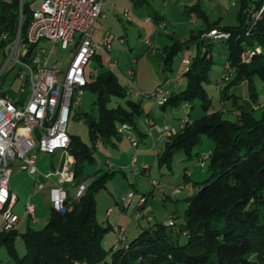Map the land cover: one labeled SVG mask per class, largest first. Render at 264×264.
I'll use <instances>...</instances> for the list:
<instances>
[{"label": "trees", "instance_id": "obj_1", "mask_svg": "<svg viewBox=\"0 0 264 264\" xmlns=\"http://www.w3.org/2000/svg\"><path fill=\"white\" fill-rule=\"evenodd\" d=\"M241 1V25L222 30H218V25L208 23L206 13L199 6L193 7L191 11L206 21V27L185 42L170 35L171 43L164 51L163 72L172 71L175 56L182 49L195 45L199 54L193 61L190 60L189 70L185 73L188 77L187 89L169 95L161 111L180 110L187 102L200 97L206 114L194 123L188 119L181 124L178 133L168 137L172 143L168 144L162 157L158 154L160 165L172 168L170 161L174 151L187 148L190 152L204 135L216 141V149L207 165L210 176L198 184L199 189L189 199L184 213V223L178 234L186 235V241L180 242L179 235L174 234V225L155 223L128 241L127 246H120L115 241L109 249H105L102 238L113 226L104 225L96 219L95 195L102 187L104 177L93 179V174L90 176L91 185L79 201H73L70 190H67L64 212L56 211L51 205L43 228H27L21 233H17L16 229L0 230V246L7 248L12 264H264V107L261 117L257 118L253 108L238 106V98L232 94L230 97L234 99V106L240 109L232 112H239L240 115L237 122H231L222 117L223 111L211 109L202 89V82L208 79L213 64L210 48L215 41H224L229 51L227 61L235 69L234 79L224 92L233 85L247 83L252 92L251 100L257 97L252 78L257 76L264 81V52L248 65L241 63V54L249 47H264V13L253 32L247 35L251 23L248 9L251 7L248 0ZM253 3L257 10L264 6V0ZM31 17L29 3L0 0V38L3 34L8 36L6 41H0V49L15 38L19 27L21 40H24ZM158 18L155 16L153 19L159 25ZM212 31L227 33L230 37L226 40L205 37ZM102 68L103 65L85 88L95 93L97 118L87 113L82 115L91 137L97 139L100 133L102 138L110 141L111 136L116 135L115 122L137 129L134 119L144 111L143 99H127V85H122L112 71ZM111 95L126 99L131 110L121 105L107 108ZM69 138V153L74 158V181L72 185H67L71 188L82 181V163L93 157L78 138L70 135ZM152 193L153 189L149 194ZM18 236L24 245L21 256L15 247Z\"/></svg>", "mask_w": 264, "mask_h": 264}, {"label": "rangeland", "instance_id": "obj_2", "mask_svg": "<svg viewBox=\"0 0 264 264\" xmlns=\"http://www.w3.org/2000/svg\"><path fill=\"white\" fill-rule=\"evenodd\" d=\"M2 1L7 2L9 0ZM23 1L29 3L32 8L37 0ZM173 1L177 11L175 15L172 14L166 16L169 26L167 29L168 32H164L160 27V30H157L158 24L154 23L155 21L153 19L157 12L161 13V8L159 6L161 5L162 8L164 7V4L166 3L164 0H149L148 4H144L140 8L135 9L134 13L140 11L143 15L140 17L136 15L134 16L132 9H130L132 12L129 17L121 14V25L116 30H119L118 33H122V31H124V33L126 32L124 34L125 39H122V35H119L118 33H105L109 34V37L112 35V37H110L112 38L110 53H103L101 57L93 58L85 69L88 82L95 78L90 77L89 73L95 70H100L103 65L102 69L112 71L113 74L118 77L119 82L122 85H126V79L124 77L125 71L128 66H133L134 60L137 58L139 59V65L136 64L139 73L137 89L140 92L147 94V97L143 98V113L140 116L136 115L134 119L135 124L143 133L141 138L134 134L139 141V147L135 148L132 146L126 133L122 131L124 124L119 121L115 122L116 135H112L110 141H106V139L102 138L100 133H98L97 139L90 136L88 124L84 121L82 115L83 113H87L91 114L94 119L97 118L96 106L94 104L95 93L90 90H84L83 94L80 96L81 101L78 103L76 102L78 95L74 94L69 120L66 124L67 134L78 138L83 144H85L93 157L92 160L85 159L82 163L83 167L80 176L82 180L81 182L87 178H91L93 174V179H101L104 177L101 182L102 187L95 195L97 221L104 225L113 223L114 225L119 224L124 226L126 228L128 241H131L145 228H149L155 223L166 224L164 219L167 217H171L175 221V226L173 227L174 234L177 235L180 232L181 226L184 223V213L188 205L187 201L189 203V199L198 191V184L205 181L210 176L208 171L209 164L207 168L202 171L198 165V158L199 156L213 153L216 149V141L213 138L204 135L199 143L193 145L190 152L187 148H179L174 151L170 161L172 168H168L166 164L160 165L159 163L168 144H171L172 142L166 137L163 138L162 141L158 128L167 124V126L170 127L171 132L176 134L180 131V126L186 119H190L191 123H194V121L201 119L206 114L203 107L204 101H202L200 97L187 102L180 110L169 109L165 112L166 114L162 113L155 98L151 97L156 88L163 83L164 79L172 83V87L166 88L170 93L169 95L179 94L186 90L188 86V77L185 73L189 70V65H184L183 60L187 58L193 61V59L199 54V49L195 45H192L188 49H182V51L175 56L172 71L163 72L165 56L162 51L164 46L171 43L170 39L167 37V35H169L167 33L175 35L178 34L179 27L189 26L188 28L197 34L200 29L206 27V21L201 17L199 18L196 13L191 11L193 7L197 6L206 13L208 23L214 26H219L218 30L241 25L239 19L242 11L241 0H194L193 2H189L190 0ZM248 1L250 7H254L255 4L253 1L258 0ZM248 11H250V9H248ZM148 17L151 19V23L146 22ZM101 24L102 21L97 23L96 31H93L92 33L93 38H102L104 36L103 32L101 34L102 36L98 34L100 33ZM174 29H177L176 33L173 32ZM157 31H160L159 42L155 41ZM148 33L153 34V38H150L147 35ZM191 35L192 34L189 31L187 36H180L182 37V42L189 40ZM146 39L151 41L152 45L150 48L145 44ZM122 40L125 41V44L121 43ZM214 43L215 44L210 48V54L213 57V64L208 72V79L202 82V89L204 95L211 104V109L217 112L223 111L224 113L222 117L225 120L237 122L238 114L237 112L232 111H237L236 109H239L238 106L252 108L256 105L259 108L255 110L254 115L257 118H260L262 115V108L264 107V81L257 76L252 78V84L255 86L254 92L257 94V97L252 98L253 101L251 100L252 92L249 90L246 83L233 85L227 92H224V89L229 83L221 82V80L226 74L225 65L227 63L229 51L225 46L224 41H215ZM135 44L137 45L134 47ZM45 45L51 46L50 43L46 42ZM156 50L159 55L153 56L151 52H156ZM24 53V51L19 53L20 60L29 62V60L24 57ZM68 56V51H63L60 49L59 45H56L50 57L49 64L59 61L62 64L61 67L64 68L68 61ZM146 59L148 60L147 63L141 68L142 63H145ZM5 60L6 56L0 53V91L2 93H7L15 101L21 99L25 101L29 94V87L27 85L24 89V93H22L24 81L18 78V74H24L25 71L22 67L12 66L11 64L2 71ZM109 60L118 63V67L113 69L107 68ZM122 70H124V75ZM230 77L231 82L234 79V75ZM176 78L180 81L176 82ZM232 94L236 95L238 98V106L236 107L234 106V99L230 97ZM127 99L136 101L141 98L135 97L134 92L129 91ZM119 105L125 107L127 110H131V107L127 106L126 99L119 98L115 95H111L109 101L106 103V107L109 109H113ZM148 118L155 122L154 127L149 128L146 123ZM94 141L95 144L93 145ZM96 144L97 148L95 147ZM159 153L161 157L158 158ZM134 156L138 157L136 166H133L132 164ZM65 159V155L61 152H57L54 155L45 153L36 154L35 167L37 173L35 174V177L39 179L38 181L45 188L42 191L37 192L29 200L27 199L30 196L31 191L37 190V182H33L32 177L24 171L18 173L15 171L14 175L11 177V183L14 186L12 190H15L19 196V199L13 208V212L20 218L15 228L17 233L24 232L27 228L39 230L47 223L50 207L52 205L49 186H51L54 181L51 179L47 180L43 176L49 171H61ZM144 164L153 167L152 177L150 176V173L145 174L143 172ZM135 171L142 172V174L136 177L134 175ZM188 172L192 174V178L185 182V188L181 193L178 196L173 197V190L182 186L186 178L185 174ZM153 180L157 181L164 188L165 195H163L160 190L152 188ZM151 189H153V194L149 195ZM131 192L135 193L136 201L137 199L139 200L142 195L148 196V202L142 212L152 216V221L147 220V218H142L141 221L136 220L135 214L137 210L135 204H132L127 210L122 211V208H120L122 199L127 197ZM26 201H29L35 207L36 218L34 222L30 221V219L25 216L24 206ZM109 208H113L114 212L109 219H106V212ZM120 213L122 214L118 219ZM1 223L2 218L0 213V230H2ZM178 235L180 242L186 241V235L182 233ZM114 238L115 231L113 232L112 228H109L102 238V246L105 249H109L113 242H115ZM15 247L18 254L20 256L23 255L24 245L19 236L16 238ZM109 258L108 255L107 259ZM0 263L12 264L8 257L7 248L4 246H0Z\"/></svg>", "mask_w": 264, "mask_h": 264}, {"label": "built area", "instance_id": "obj_3", "mask_svg": "<svg viewBox=\"0 0 264 264\" xmlns=\"http://www.w3.org/2000/svg\"><path fill=\"white\" fill-rule=\"evenodd\" d=\"M31 10V23L24 40H21L20 34H16L12 41L7 42L0 49V53L6 56L2 71L10 64L22 67L25 73L18 74V78L24 81L22 93L27 85L29 87V94L25 101L22 99L15 101L7 93L0 91V94H4L0 95V213L3 231L15 229L19 221L12 211L16 196L9 188L13 172H27L33 178V182H37V190L31 191L28 200L45 188L35 177L37 153L54 155L61 152L66 157L61 171H49L43 176L47 180L54 181L50 192L52 194L51 203L56 211L64 212L67 190L73 191L72 200L77 202L91 185L92 178H87L77 186L67 187L74 181V158L69 153L70 138L66 132V124L69 120L74 94L78 95L76 100L78 103L86 88L88 80L85 69L89 62L93 58L101 57L103 53L109 54L111 51L108 35H105L100 43H96L92 38L96 21L102 15L101 0H38ZM249 12L251 23L246 32L247 35L253 32L257 23L262 19L264 6L260 10L255 9V6L251 7ZM125 16H129L128 10L125 11ZM150 21V18L146 19V22ZM160 27L164 28V25ZM205 37L226 40L230 36L227 33L212 31ZM7 38V34H3L0 41H6ZM45 42L50 43L51 46H46ZM121 43L125 44V41L122 40ZM147 44L150 45V42ZM56 45H59L61 50L69 52L64 68L61 67L62 64L59 61L49 64ZM22 51L25 52L24 57L29 62L20 60L19 53ZM263 52L264 47L262 46L249 47L241 54V63L248 65ZM136 64L137 60H134L133 66L126 70V85L127 89L134 92L136 97L143 99L147 97V94L137 89ZM183 64L190 65V60H183ZM116 67H118V63L113 60L108 61L107 68ZM225 70L226 74L221 82L229 83L230 76L235 74V69L227 61ZM97 74L98 70H95L90 72L89 76L96 77ZM175 81L179 82V79ZM171 85V82L164 79L152 94L159 108L168 102L169 91L166 88ZM147 124L151 127L155 125L153 120L149 119ZM122 128L132 146L138 148L139 141L134 136L133 128L129 124H124ZM163 132L166 137L172 135L169 126H165ZM95 147L97 148V144ZM211 158L212 153L200 156L198 165L205 169ZM137 162L138 157L134 156L133 166H136ZM143 171L150 173L152 177V166L144 164ZM141 174L142 172H134L136 177ZM189 175V172L186 173L187 177ZM152 188L158 189L164 194V188L157 181H152ZM183 189L184 186L174 189L172 196L179 195ZM134 198L135 193L132 192L123 198L122 211L131 207ZM147 202L148 196L142 195L138 201L136 220L147 216L142 212ZM24 210L30 221H34L36 218L35 208L29 201L25 204ZM112 211L113 208H109L106 213L109 214ZM148 218L151 220L150 217ZM167 225L173 226L175 223L169 221ZM113 231H115L116 243L120 246H127L126 228L116 224L113 226Z\"/></svg>", "mask_w": 264, "mask_h": 264}, {"label": "crops", "instance_id": "obj_4", "mask_svg": "<svg viewBox=\"0 0 264 264\" xmlns=\"http://www.w3.org/2000/svg\"><path fill=\"white\" fill-rule=\"evenodd\" d=\"M38 1V0H37ZM36 1V2H37ZM166 1V3L164 4V7L162 8V6L160 5L159 7L161 8V13H158L157 12V14H156V16H158L159 18H158V20L161 22V24H159V25H157L158 27H157V30H160V26H162V25H164V28H161V29H163V31L164 32H168L167 31V29L169 28V26H168V22H167V20H166V16L167 15H175V13H176V11H177V8L174 6V4H173V0H164V2ZM194 0H190L189 2H193ZM236 1V0H235ZM36 2H35V4H34V6L33 7H35V5H36ZM101 2H102V15H101V17L96 21V24H95V29H94V32L96 31V26H97V23L99 22V21H102V24L100 25V33H98L100 36H102L101 34H102V32H103V34H104V36L105 35H108L109 36V34H105V33H111V32H113L114 34L115 33H118L119 32V30H116V29H118L119 27H120V25H121V17H120V15L121 14H123V15H125V11L126 10H128L129 11V16L131 15V12H132V10H133V14H134V16L136 15V16H138V17H140V16H143L142 14H141V12L139 11V12H136V13H134L135 12V9H138V8H140L142 5H144V4H148L149 3V0H101ZM21 4H22V0H21ZM198 4V3H197ZM32 7V8H33ZM31 8V9H32ZM130 9H132V10H130ZM149 13V12H148ZM128 16V17H129ZM133 16V17H134ZM149 18V17H148ZM147 18V19H148ZM132 20V19H131ZM147 23H149V22H147ZM150 23H151V21H150ZM155 23V22H154ZM192 23H193V21H192ZM157 24V23H156ZM175 24V23H174ZM175 26H176V24H175ZM160 27V28H159ZM189 26H184V27H179L178 28V34H175L173 37H174V39H179L180 41H183L182 40V37H180V36H187V34H188V32L190 31L191 32V34L193 35V34H195L192 30H190L189 28H188ZM205 28V27H204ZM204 28H202V29H200V30H203ZM176 30L177 29H174V33H176ZM199 30V31H200ZM146 31H147V29H146ZM182 32V33H181ZM126 33V32H125ZM124 31H122V33H118L119 35L121 34L122 36H121V38L122 39H125V36H124ZM167 34H169V35H167V37L169 38V36H170V34L171 33H167ZM150 38H153V34H151V33H148L147 34ZM191 35V36H192ZM103 36V37H104ZM102 37V38H103ZM110 37H112V35L110 36ZM109 37V43L111 44V39L112 38H110ZM159 37H160V31L158 32L157 31V36H156V38H155V41H157V42H159ZM93 38V37H92ZM101 37L99 38V37H95V38H93V40L96 42V43H100L101 42V39H102ZM186 38V37H185ZM147 42H150V45L149 44H147ZM145 44L150 48L151 47V41H149V40H145ZM137 44H135L134 45V47L136 46ZM166 46H168V45H166ZM166 46H164V48H163V51H162V53L164 54V51H165V47ZM153 50V49H152ZM152 54H153V56H158L159 55V53H158V51L156 50V52L154 51V52H151ZM133 58H136V57H133ZM165 58V57H164ZM148 59H150V58H148ZM187 59V58H186ZM137 60V65H139V59L137 58L136 59ZM147 59H146V61H145V63L143 62L142 63V65H141V68L144 66V64H146L147 63ZM129 67V66H128ZM128 67H127V69H128ZM126 69V70H127ZM123 71V75H124V70H122ZM138 68H137V76H138ZM125 79H126V71H125ZM177 79V78H176ZM180 81V80H179ZM126 84H127V80H126ZM247 84V83H246ZM170 87H172V85L170 86ZM85 90V89H84ZM143 101V100H142ZM143 103V102H142ZM253 109H258L259 107L258 106H256V105H254V107H252ZM161 110V109H160ZM162 113H165V112H163L162 111ZM166 114V113H165ZM238 114V113H237ZM164 115V114H163ZM149 120H152V119H150V118H148ZM188 119H186L185 121H187ZM154 122V121H153ZM146 123H147V120H146ZM154 124H155V122H154ZM131 126V125H130ZM149 126V128H152L150 125H148ZM165 126H167V124H164V125H162L160 128H158V132H159V134L161 135V137H162V141H163V138H165L166 136L164 135V132H163V129H164V127ZM132 127V126H131ZM154 127V126H153ZM182 127V125L180 126V128ZM133 128V127H132ZM139 130V127L137 126V129L136 130H134V128H133V131H134V133L139 137V138H141L143 135V133L140 131H138ZM154 131H157V130H154ZM166 138H168V137H166ZM130 142V141H129ZM161 143V142H160ZM14 173L15 172H13V174H12V176L14 175ZM11 176V177H12ZM10 177V183H9V188H10V190H11V192L12 193H14L15 194V196H16V201H15V204H14V206L12 207V211H13V208L15 207V205H16V203H17V201H18V199H19V196H18V194H17V192H15V190L13 191L12 190V188L14 187L13 185H12V183H11V178ZM190 178H192V174L190 173V175L188 176V177H186L185 178V180H184V182H183V184H182V186H184V188H185V182L188 180V179H190ZM33 179V178H32ZM53 185V184H52ZM49 186V194H50V198H52V194H51V192H50V190H51V188L53 187V186ZM130 194V193H129ZM163 194V193H162ZM70 195L72 196L73 195V191L72 190H70ZM163 195H165V192H164V194ZM28 200V199H27ZM138 199H137V201H136V197L134 198V200H133V202H132V204H135V207H136V210L138 209ZM28 201H26V203H27ZM25 203V204H26ZM122 203H123V199H122ZM187 204H188V201H187ZM35 208V207H34ZM120 208H122V204H120ZM187 208H188V205H187ZM114 212V210L111 212V213H109V214H107L106 213V219H109L110 218V216L112 215V213ZM14 213V212H13ZM121 214L122 213H120V215L118 216V219L121 217ZM25 216H26V213H25ZM147 216L148 217H150V218H153L152 216H149L148 214H147ZM148 217H146L147 218V220H149V221H152V220H150ZM19 218V217H18ZM145 218V219H146ZM19 220H20V218H19ZM35 221V220H34ZM34 221H32V222H34ZM109 221V220H108ZM141 221V220H140ZM164 221L166 222V224L169 222V221H174V219L173 218H171V217H167V218H165L164 219ZM19 222V221H18ZM175 222V221H174ZM110 225H112V226H114V224L113 223H109ZM112 230H113V228H112ZM114 232V231H113Z\"/></svg>", "mask_w": 264, "mask_h": 264}, {"label": "clouds", "instance_id": "obj_5", "mask_svg": "<svg viewBox=\"0 0 264 264\" xmlns=\"http://www.w3.org/2000/svg\"><path fill=\"white\" fill-rule=\"evenodd\" d=\"M255 110V109H254ZM257 110V109H256ZM238 113V115L237 116H239L240 115V113L239 112H237ZM172 135H173V133H172ZM170 137V136H169ZM146 174V173H145ZM178 196V195H177ZM175 223V222H174ZM175 226V225H174Z\"/></svg>", "mask_w": 264, "mask_h": 264}, {"label": "water", "instance_id": "obj_6", "mask_svg": "<svg viewBox=\"0 0 264 264\" xmlns=\"http://www.w3.org/2000/svg\"><path fill=\"white\" fill-rule=\"evenodd\" d=\"M17 34H20V27H19V30H18V33Z\"/></svg>", "mask_w": 264, "mask_h": 264}]
</instances>
